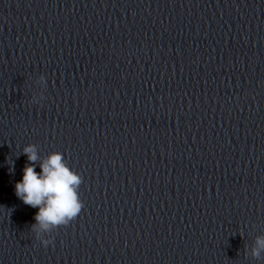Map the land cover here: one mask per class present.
<instances>
[{"label": "clouds", "instance_id": "9594fccd", "mask_svg": "<svg viewBox=\"0 0 264 264\" xmlns=\"http://www.w3.org/2000/svg\"><path fill=\"white\" fill-rule=\"evenodd\" d=\"M37 98L33 97L35 101ZM23 153L29 163L23 168L22 179L15 184V194L25 205L38 208L31 226L36 238L47 246L51 239H40L41 232H52L67 226L81 212L83 202L79 198L82 177L71 169L59 151L46 157L38 154L33 144L26 145ZM39 163L40 172L36 171ZM264 252V237H257L251 255L259 259Z\"/></svg>", "mask_w": 264, "mask_h": 264}]
</instances>
